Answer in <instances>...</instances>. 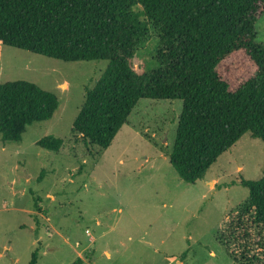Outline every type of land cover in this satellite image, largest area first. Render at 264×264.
<instances>
[{
    "label": "rangeland",
    "instance_id": "rangeland-1",
    "mask_svg": "<svg viewBox=\"0 0 264 264\" xmlns=\"http://www.w3.org/2000/svg\"><path fill=\"white\" fill-rule=\"evenodd\" d=\"M264 45V12L255 23ZM156 37L136 52L152 65ZM107 60L63 61L0 42V84L25 80L52 92V117L26 126L20 142L0 138V264H233L226 245L229 213L247 197L240 179L264 167V143L245 132L202 178L183 181L171 165L180 99L140 98L100 151L72 123ZM220 71L232 86L255 71L243 51ZM53 134L59 150L38 146Z\"/></svg>",
    "mask_w": 264,
    "mask_h": 264
},
{
    "label": "trees",
    "instance_id": "trees-1",
    "mask_svg": "<svg viewBox=\"0 0 264 264\" xmlns=\"http://www.w3.org/2000/svg\"><path fill=\"white\" fill-rule=\"evenodd\" d=\"M263 12L264 0H0V42L63 61H108L72 123V133L100 151L140 98L180 99L167 155L193 183L245 132L264 143V45L255 31ZM152 34V65L138 71L132 60ZM237 51L255 71L232 86L220 66ZM57 107V97L33 82L1 83V142H20L26 126ZM37 144L57 151L63 140L49 134ZM239 183L248 194L229 213L228 252L233 264H264V167Z\"/></svg>",
    "mask_w": 264,
    "mask_h": 264
}]
</instances>
